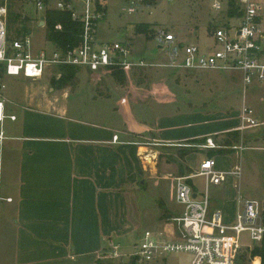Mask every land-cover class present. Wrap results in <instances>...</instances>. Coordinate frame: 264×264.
Masks as SVG:
<instances>
[{"label": "rangeland", "instance_id": "rangeland-1", "mask_svg": "<svg viewBox=\"0 0 264 264\" xmlns=\"http://www.w3.org/2000/svg\"><path fill=\"white\" fill-rule=\"evenodd\" d=\"M153 1L151 9L129 15L124 11L127 0H107V14L98 27V41L129 42L137 56L154 62H166L167 50H159L152 37L138 34V24H150L154 31L165 28L176 34L181 41L195 44L202 50H209L213 45V41L209 39L210 30L216 26H224V12L217 13L212 9L214 0ZM21 5L19 7L23 13L34 15L33 7ZM233 25L236 23L233 22ZM28 27L36 48L48 46L46 28L43 25L32 19ZM56 70H49L44 80L37 81L24 76L9 77L3 74L0 79V92L6 101L7 115L10 116L14 111L18 118L16 130H20V125L25 123L42 126L41 128H62L68 124L39 109L41 106L47 107V89H54L53 80H58ZM126 72L127 79L122 84L107 73L89 74L81 70L73 84L56 90L67 91V104L73 109L69 116H76L84 129H97L100 134H108L109 138H112L114 131L126 132L128 135H120V142L138 141L142 145L140 148L149 143L152 146L160 145L151 146L155 155L150 157L153 166L147 163L143 155L140 160H136L135 152H132L134 156L131 161L136 166L132 169V183L130 187L116 190V193H124L125 206L120 208L121 200L116 198L109 214L113 215L115 210L124 208L119 223L124 229L131 230L126 235H117L115 238V242L120 243L123 261H127L137 252L135 247L139 240L136 235L151 231L168 239L167 232L159 224H172L169 238L181 237L180 229L174 222V219L182 214V208L175 203L176 179L195 175L202 160L215 159L219 167L224 165L226 171L236 166L241 168L240 177H228L231 182L230 191L225 190V184L209 186L211 209L216 207L222 212L225 210L224 213L230 217L231 213L236 211L239 198L254 200L261 199L264 195V125L244 132L233 131L241 125L240 115L244 103L250 108L252 118L264 123V85L245 88L238 71L186 73L147 68ZM60 102V105L64 104ZM9 123L7 120L4 126L8 127ZM22 131L21 129L19 133H24ZM209 134L213 136L166 146H161L155 141L157 136L161 139L177 140ZM208 138L213 139L220 148L203 150L201 146ZM242 145L247 150L241 154L232 149ZM232 153L235 154L228 158H219ZM117 154L116 151L115 155ZM114 163H117L116 160ZM6 173L7 171H3L1 160L0 264H96L107 244L103 229L108 224L103 218L102 207L98 217L83 214L81 223L69 228L64 240H40L35 243L24 238L20 240L24 233L18 232L16 223L19 219L13 218L8 207L10 205L2 200L7 195L15 199L9 192L5 194ZM163 175L168 179L157 181V177ZM188 183L196 187L199 197L205 194V179L195 178ZM114 185L118 186V183L115 182ZM226 201L231 204L226 206L228 210L224 209ZM118 218L116 215L113 219L116 221ZM247 244L252 242L245 233L242 236V245ZM246 249L250 250L252 247H243L239 254L245 253ZM239 254L235 264H253L256 260L255 258L241 263ZM192 261L191 254L174 253L150 264H192Z\"/></svg>", "mask_w": 264, "mask_h": 264}, {"label": "built area", "instance_id": "built-area-1", "mask_svg": "<svg viewBox=\"0 0 264 264\" xmlns=\"http://www.w3.org/2000/svg\"><path fill=\"white\" fill-rule=\"evenodd\" d=\"M106 1L29 0L35 12V20L45 28L46 15L51 11L67 13L73 22L82 26L78 45L67 49L56 48L47 42L48 46L38 49L33 44L31 33L25 38L9 42L6 2L0 7V65L3 74L9 77L24 76L37 81L44 79L49 70H58L63 66L79 68L91 74L107 73L116 67L126 71L158 68L186 73L238 71L245 88L264 85V0H238L242 16L234 18L227 17V0H214L212 9L217 13L224 12V26H216L210 32L209 39L213 45L209 50L185 43L165 28L155 30L153 40L159 50H167L166 62H149L137 56L129 42L98 41V27L107 14ZM127 2L124 11L129 15L151 9L154 5L153 0ZM57 30H61V25L57 26ZM5 103L0 92V147L7 139L5 121L16 120V116L7 115ZM240 119L241 125L236 131L244 132L264 125L252 118L246 103L241 108ZM113 142H120V137L115 135ZM204 147L212 150L220 148L211 138L207 139ZM232 149L240 154L247 150L243 145ZM229 176L240 177L241 168L236 166L230 171H222L217 160L207 158L200 164L195 175L177 178L176 200L183 211L174 222L180 229L181 237L164 239L157 232L145 231L136 244L137 252L132 256L138 257L141 264L156 263L165 255L174 253L191 254L192 264H235L243 247L261 245L264 240V195L254 200L239 198V209L232 224L226 223L221 210L211 209L209 186H220ZM195 178L205 179V194L201 197L196 187L188 183ZM245 233L249 235L252 244L243 246L242 236ZM101 256L113 262L123 261L124 258L120 246L113 243Z\"/></svg>", "mask_w": 264, "mask_h": 264}, {"label": "crops", "instance_id": "crops-1", "mask_svg": "<svg viewBox=\"0 0 264 264\" xmlns=\"http://www.w3.org/2000/svg\"><path fill=\"white\" fill-rule=\"evenodd\" d=\"M152 61L154 60H149V62ZM45 81L47 82L46 79ZM45 86L47 89V83ZM47 90L49 92L46 94L49 99L47 107L41 106L39 109L50 117L62 119L68 124L65 123L66 125L62 128H41L42 126L25 123L20 125L24 133H19L21 129L16 130L18 118L15 121L8 119L10 121L8 127L4 126L7 139L0 147V154L3 153L0 155V162L1 160L3 162V171H7L5 194L7 195L9 192L14 195L15 199L7 195L2 200L10 205L8 207L13 218L19 219V222L16 223L18 232L24 233L20 240L24 238L31 243L40 240L44 242L64 240L68 229L81 223L83 214L98 217L100 207H102L103 218L108 224L103 229L104 240L107 244H105L102 253L107 252L112 243L120 246V243L115 242L117 235L123 236L131 232L129 228L124 229L119 223L124 208L115 210L113 215L109 214L116 198L121 200L120 208L125 206L124 193H116V190H123L126 186L130 187L132 183V169L136 167L131 161V157L134 156L132 152H135L136 160H140L143 155L148 163V159L155 156L151 149L152 144L149 143L140 148L139 146L142 145L138 141L114 143L115 135L120 137V135H128V133L114 131L112 138H109L108 134H100L97 129H84L82 124L77 121L76 116H69L73 109L67 104L69 101L67 91H56L52 88ZM60 101L64 104L60 105ZM10 116H15L14 111ZM236 129L237 127L233 131ZM208 136L213 135H198L177 140L161 139L157 136L155 141L161 146H166ZM205 144L206 142L201 148L211 151L212 149L204 147ZM157 146L160 145L155 147ZM100 151H102L101 161L99 160ZM116 151L117 155H115ZM233 154L235 153L219 158H228ZM115 160L117 165L114 163ZM150 165L153 166L154 163ZM223 166L222 164V167L221 165L219 167L218 163L219 169L226 171ZM157 179V181H162L168 178L163 175ZM115 182L118 183V186L114 185ZM224 184L225 190L230 191L231 182L227 179ZM175 203L179 205L177 200ZM228 205L231 204L226 201L224 209L228 210ZM179 207L182 208L180 205ZM235 209V213L232 212L230 217L224 213V210L226 223L234 222L239 209L238 201ZM212 210L219 209L215 207ZM116 215L119 218L115 221L113 218ZM159 226L164 227L168 238L171 237L172 224H159ZM136 237L140 240L141 235H136ZM135 248L137 249V247Z\"/></svg>", "mask_w": 264, "mask_h": 264}, {"label": "trees", "instance_id": "trees-1", "mask_svg": "<svg viewBox=\"0 0 264 264\" xmlns=\"http://www.w3.org/2000/svg\"><path fill=\"white\" fill-rule=\"evenodd\" d=\"M7 2L8 16H7V28H8V41L12 42L15 39L25 38L31 33L29 23L35 18L29 14H25L19 5H30L29 0H0V7ZM228 10L227 17H241L242 13L239 11L238 0H227ZM21 5V6H22ZM61 25V30H57V26ZM214 28L210 31L212 32ZM82 32V26L72 21L71 16L67 13L48 12L46 15V40L47 43L60 49H67L68 47H74L78 45L80 41V35ZM136 32L138 34H145L152 37L154 35L153 26L150 24H138L136 26ZM2 66L0 65V79L3 76ZM81 69L63 66L58 68L57 72L61 74L60 79H54L52 87L54 90L57 88H65L66 86L73 84L77 73ZM126 70L121 67L111 68L107 71V74L124 84L126 82ZM91 74V73H89ZM239 261L246 263V261H252L255 258L261 259V264H264V240L261 245L254 246L252 249H246L245 253L239 254ZM96 264H141L139 258L131 256L127 261L113 262L104 259L102 256L96 261Z\"/></svg>", "mask_w": 264, "mask_h": 264}, {"label": "bare ground", "instance_id": "bare-ground-1", "mask_svg": "<svg viewBox=\"0 0 264 264\" xmlns=\"http://www.w3.org/2000/svg\"><path fill=\"white\" fill-rule=\"evenodd\" d=\"M148 163L153 164L152 158L148 159ZM253 264H261L259 259H256Z\"/></svg>", "mask_w": 264, "mask_h": 264}, {"label": "water", "instance_id": "water-1", "mask_svg": "<svg viewBox=\"0 0 264 264\" xmlns=\"http://www.w3.org/2000/svg\"><path fill=\"white\" fill-rule=\"evenodd\" d=\"M43 20V19H42ZM43 23V22H42Z\"/></svg>", "mask_w": 264, "mask_h": 264}]
</instances>
